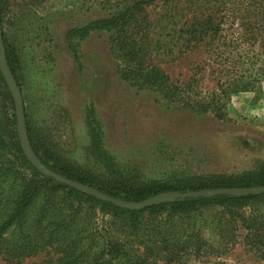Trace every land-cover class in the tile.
Returning a JSON list of instances; mask_svg holds the SVG:
<instances>
[{
  "label": "rangeland",
  "instance_id": "1",
  "mask_svg": "<svg viewBox=\"0 0 264 264\" xmlns=\"http://www.w3.org/2000/svg\"><path fill=\"white\" fill-rule=\"evenodd\" d=\"M117 1L0 0L1 27L18 57V87L31 125L62 159L92 173L99 167L87 150L89 110L106 151L140 180L255 169L264 161V80L224 97L218 81L248 69L258 48L234 44L239 56L228 65L220 61L225 50L196 38L193 29L217 9V0L146 5L124 37L130 56L113 46L112 33L81 36ZM2 91L0 84V120L12 114ZM210 99L207 112L198 108ZM241 216L223 238L205 229L211 248L182 264H264V202ZM57 257L46 249L23 262L56 264ZM0 264H7L2 251Z\"/></svg>",
  "mask_w": 264,
  "mask_h": 264
},
{
  "label": "trees",
  "instance_id": "2",
  "mask_svg": "<svg viewBox=\"0 0 264 264\" xmlns=\"http://www.w3.org/2000/svg\"><path fill=\"white\" fill-rule=\"evenodd\" d=\"M158 0H122L110 7L107 17L83 28L112 33L114 46L126 52L125 34L146 5ZM218 7L193 29L198 40L213 50L222 48L226 64L236 63L234 44L250 43L258 53L248 69L226 75L219 83L221 96L245 92L264 80V0H217ZM0 3V26L2 24ZM235 28V29H234ZM2 30V27H1ZM73 32V31H72ZM8 67L16 80L18 57L2 30ZM247 53V52H246ZM230 62V63H229ZM229 68V67H228ZM227 70V69H226ZM127 73L121 76L128 78ZM3 99L11 117L0 120V251L7 264H24L26 258L46 249L58 257L56 264H182L183 258L211 248L204 230L225 237L227 226L241 219V210L264 202V193L237 197L226 194L211 197L180 198L141 210L121 208L109 201L81 193L37 171L24 156L16 131L14 105L0 73ZM166 88V89H165ZM170 91L164 85L162 90ZM209 100L197 105L207 112ZM28 141L38 159L51 171L88 185L108 197L140 202L153 195L178 191L264 186V161L240 174L183 175L166 181L140 180L118 166L102 143V129L89 110L86 120L88 153L99 167L89 172L61 158L51 143L29 122L25 114ZM222 118L223 115H218ZM248 228L258 227L249 225ZM215 252V250H213ZM25 263V264H46Z\"/></svg>",
  "mask_w": 264,
  "mask_h": 264
},
{
  "label": "water",
  "instance_id": "3",
  "mask_svg": "<svg viewBox=\"0 0 264 264\" xmlns=\"http://www.w3.org/2000/svg\"><path fill=\"white\" fill-rule=\"evenodd\" d=\"M1 34H2V30L0 26V73L13 101L14 113L16 119V131L18 135L20 148L24 156L28 160V162L33 167H35L37 171L41 172L46 176L52 177L56 181L69 185L70 187L80 191L81 193L95 197L100 200L109 201L116 206L131 210H141L146 207L158 205L161 203L174 202L175 200L180 198L211 197L214 195H221V194L237 196V197H245L248 195H260L264 193V186L247 187V188H230V189L218 188V189H210L203 191H186L184 193L178 191H167L153 195L140 202H130V201H124L121 199L108 197L93 187L73 181L71 179H67L66 177H63L49 170L32 151V148L28 141L21 92L16 83V80L14 79L8 67Z\"/></svg>",
  "mask_w": 264,
  "mask_h": 264
}]
</instances>
